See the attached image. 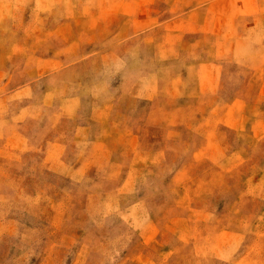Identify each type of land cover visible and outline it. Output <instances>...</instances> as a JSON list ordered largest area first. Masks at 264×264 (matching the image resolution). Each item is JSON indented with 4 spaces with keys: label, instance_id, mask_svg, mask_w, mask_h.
Returning <instances> with one entry per match:
<instances>
[{
    "label": "rangeland",
    "instance_id": "374dc122",
    "mask_svg": "<svg viewBox=\"0 0 264 264\" xmlns=\"http://www.w3.org/2000/svg\"><path fill=\"white\" fill-rule=\"evenodd\" d=\"M16 1L0 264H264V0Z\"/></svg>",
    "mask_w": 264,
    "mask_h": 264
},
{
    "label": "crops",
    "instance_id": "0c3cea01",
    "mask_svg": "<svg viewBox=\"0 0 264 264\" xmlns=\"http://www.w3.org/2000/svg\"><path fill=\"white\" fill-rule=\"evenodd\" d=\"M20 2H25V3H27V4H29V3H33L34 2V0H19ZM0 2H8V3H12V2H17L16 0H0ZM99 17L100 18H103V19H106L107 17H101L100 15H99ZM43 42V40H42V38L40 39V43H42ZM50 43L52 44V45H55L56 47H57V50H59V48L61 47V46H64L65 44H64V42L61 40V38L59 37V36H56V37H53V39H51V41H50ZM47 50H49V47H48V45H43V44H41L38 48H37V51H39V52H44V51H47Z\"/></svg>",
    "mask_w": 264,
    "mask_h": 264
}]
</instances>
